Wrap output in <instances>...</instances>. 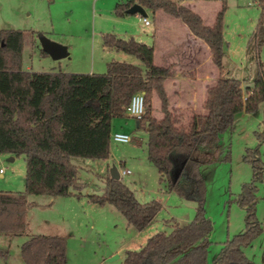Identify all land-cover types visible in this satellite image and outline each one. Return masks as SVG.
I'll return each instance as SVG.
<instances>
[{"label": "trees", "instance_id": "1", "mask_svg": "<svg viewBox=\"0 0 264 264\" xmlns=\"http://www.w3.org/2000/svg\"><path fill=\"white\" fill-rule=\"evenodd\" d=\"M184 1L188 0H123L116 2L114 13L124 16L134 3L152 12L160 10L181 20L207 44L218 76L206 90L204 112L192 111L187 121L182 110L169 106L164 81L171 76V67L154 63L151 44L103 33L104 47L133 55L141 65L111 59L102 73L30 71L22 68L24 41L28 35L44 34L0 29V153L23 155L25 162L24 189L0 191V233H24L26 212L32 205L29 196L81 197L84 184L71 158L107 160L112 119L123 116L132 94L143 91L144 113L137 127L147 135V159L157 169L165 192L193 201L195 212L189 222L171 219L169 232H155L138 250H126L123 264H207L212 222L204 212L206 186L199 155L214 151L220 134L238 114L254 113L264 105V71L260 68L245 88L241 80L226 76V0H220L211 25ZM257 2L261 11L252 37L259 50L264 42V0ZM41 54L47 55L42 49ZM154 98L160 103V118L153 114ZM256 137L264 139V133L256 132ZM222 159H229V152ZM243 159L251 164L253 175L242 183L233 201L245 211V227L223 241L211 264H254L244 248L264 229L256 216V181L262 177L263 166L257 148H246ZM100 177L102 192L86 194L87 200L112 205L136 230L144 229L161 209L158 199L138 201L121 177L110 176L109 168ZM20 258L23 264H67L66 238L29 234L20 244Z\"/></svg>", "mask_w": 264, "mask_h": 264}, {"label": "rangeland", "instance_id": "2", "mask_svg": "<svg viewBox=\"0 0 264 264\" xmlns=\"http://www.w3.org/2000/svg\"><path fill=\"white\" fill-rule=\"evenodd\" d=\"M118 1L123 0H0V29L41 32L67 48V56L53 59L48 54H41V44L35 34L28 35L22 49V68L25 70L86 73L85 70L93 64V72L102 73L106 71V63L114 57L102 47L103 33L133 37L144 43L152 41V27L143 28L138 15H115L114 6ZM189 2L190 8L206 23L213 21L221 5L220 0ZM260 11L257 0H226L223 14L224 74L241 80L243 88L251 85L260 68L264 71V42L257 50L252 37ZM145 12L151 18L152 11L145 8ZM124 56L128 59L126 62L141 65L135 56L126 53ZM153 105L157 107L154 115L161 116L157 98ZM200 111L204 112V109L200 108ZM113 120V129H120L119 125L127 123L124 125L127 131H132L136 122L134 118L124 116ZM256 132L264 133L263 104L254 113L238 114L232 126L220 134L214 151L199 155L206 186L204 212L212 222L208 264L220 251L223 241L245 227V211L233 199L240 193L242 183L250 181L253 175L251 164L243 159L246 148H257L262 161V177L256 181V216L264 225V139L259 140ZM132 135L136 141L131 143L110 141L107 160L71 158L78 167V180L84 184L81 197H58L45 206L38 205L45 195L28 197L31 204L32 201L36 203L26 212L28 229L40 233L46 228V221L57 225L66 238L67 264H123L126 250H138L155 232H169L172 229L169 220L185 224L192 219L195 203L173 192H165L163 184L159 183L157 169L146 156V133L140 129L133 130ZM227 152L229 159L223 160ZM9 157L8 153H0V168L4 169L0 174V191H22L23 155L15 156L12 161L8 160ZM111 167L131 170L130 174L120 177L138 201L160 200L161 209L144 229L136 230L129 225L112 205L100 206L85 197L84 193L102 192L104 183L100 175L107 174ZM25 231L18 235L0 233V264H23L20 244L27 236L28 231ZM244 252L254 264H262L264 230L244 248Z\"/></svg>", "mask_w": 264, "mask_h": 264}, {"label": "crops", "instance_id": "3", "mask_svg": "<svg viewBox=\"0 0 264 264\" xmlns=\"http://www.w3.org/2000/svg\"><path fill=\"white\" fill-rule=\"evenodd\" d=\"M189 1L191 0H188V2L184 1V4L187 5L188 7H191V3ZM164 13L163 11L160 10L152 12L151 18L148 17L147 12L145 16H142L140 14H136V15L140 17V22L143 28L147 26L152 27L151 29L152 41L151 43H147V44H151L154 47V54H153L154 63L160 66L171 67L172 74L164 81V87L168 95L169 106L172 109L178 108L182 110L185 114L184 121H187L192 111H195L197 113H202L200 111V108H203L202 104L206 96V90L208 87H210L215 83L216 78L218 76V69L211 61L210 51L207 44L203 40L193 35L189 31L188 27L181 20L179 21V19L177 20V18L174 17L171 18L172 16L171 17L166 16V14ZM144 17H146L149 20L148 24H144L143 22ZM204 23L211 25L213 21L211 23H206V22ZM106 33H110V32H106ZM102 47H104V45ZM106 51L113 53L112 56L114 57H112V59H117L118 61L120 60L128 61L126 56H124L125 55L124 52L116 51L109 48H106ZM120 53H124V54H120ZM53 71H57V70H53ZM93 71H94L93 64L88 69L85 70L86 73H91ZM153 107H154V111H153L154 114L157 107H155L154 105ZM159 110H160V106H159ZM123 116L127 117L124 114ZM154 116L160 118L162 115L159 117L157 115ZM113 121L114 120L112 119V122ZM115 124L118 126L117 120H115ZM125 124L127 123H124V125ZM124 125H119L120 129L112 128V131L129 133L131 136V141L128 143H131L132 141H136L135 140L136 138L132 135V131L140 130L137 127L138 121L136 120L135 126L134 128H132V131L131 129L130 131L124 130L125 128ZM14 157L15 155H11V157H9L8 160L12 161L14 160ZM84 194L86 195L88 193H84ZM45 197L46 198L42 200L41 204L38 205H44V206L50 205L52 202L56 201V199H59L58 197H50V196H45ZM32 204L34 205L36 203L32 201ZM33 205H31V207ZM45 223L47 226L44 229V231L40 233L63 235L62 231L59 229L57 225L51 224V222L48 221H46ZM28 227H29V222L27 221V215H26L25 230L28 231V232L25 231L26 234L29 235V234L37 233L30 231ZM262 264H264V254H262Z\"/></svg>", "mask_w": 264, "mask_h": 264}, {"label": "built area", "instance_id": "4", "mask_svg": "<svg viewBox=\"0 0 264 264\" xmlns=\"http://www.w3.org/2000/svg\"><path fill=\"white\" fill-rule=\"evenodd\" d=\"M144 24H148L149 20L144 17L143 18ZM144 113V92L139 91L132 94L129 103L124 108V115L127 117L134 118L135 120H139ZM111 141L117 143H128L131 141V136L129 133L120 132V131H111ZM4 169L0 168V174H2ZM120 175L130 174L131 170L129 168H120L119 169Z\"/></svg>", "mask_w": 264, "mask_h": 264}, {"label": "water", "instance_id": "5", "mask_svg": "<svg viewBox=\"0 0 264 264\" xmlns=\"http://www.w3.org/2000/svg\"><path fill=\"white\" fill-rule=\"evenodd\" d=\"M127 14H140L142 16L146 15L144 8L138 4L134 3L129 8L126 9ZM39 41L41 44V49L46 52L53 59H60L68 55L67 49L65 46L49 39L46 36H40ZM109 174L112 178L118 179L120 174L115 167L109 168Z\"/></svg>", "mask_w": 264, "mask_h": 264}]
</instances>
